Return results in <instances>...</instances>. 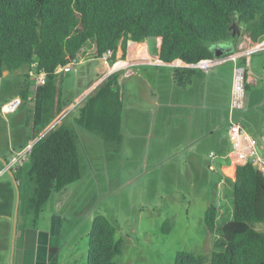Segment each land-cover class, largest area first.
Instances as JSON below:
<instances>
[{
	"label": "trees",
	"instance_id": "trees-1",
	"mask_svg": "<svg viewBox=\"0 0 264 264\" xmlns=\"http://www.w3.org/2000/svg\"><path fill=\"white\" fill-rule=\"evenodd\" d=\"M238 33L254 41L264 38V0H0V76L24 69L21 96L25 100L33 96L28 129L29 137H37L64 106L59 66L105 53L114 63L120 46L125 57L131 48L151 40V59L172 64L174 83L185 87L202 70L197 67L200 62L237 50ZM218 51L223 54L217 56ZM32 64L37 72L46 73L39 86L30 81ZM119 78V71L107 76L74 119L76 125L115 145L123 140ZM77 140L75 127L59 122L40 136L21 168L34 182L30 206L35 220L53 192L64 191L82 177ZM230 182L233 214L220 228L224 247L209 254L179 251L173 264H264V229L257 227L264 224V173L249 162L237 166ZM18 185L21 206L24 193ZM218 215L219 206L212 201L205 212L212 233ZM88 237L86 264H115L124 239L117 237V227L106 215L94 217Z\"/></svg>",
	"mask_w": 264,
	"mask_h": 264
},
{
	"label": "crops",
	"instance_id": "crops-1",
	"mask_svg": "<svg viewBox=\"0 0 264 264\" xmlns=\"http://www.w3.org/2000/svg\"><path fill=\"white\" fill-rule=\"evenodd\" d=\"M243 36L241 33H238V36H236L234 40L237 49L239 48L240 43L244 40ZM139 44L142 45L139 46L140 50L137 48V45L136 47L131 48L125 57H123L121 46L119 47L116 62H118V64H131V72L129 74H125V69L119 71V82L125 78L139 76L140 71L136 69V66L138 65H143L142 67L145 68L144 72L146 73H149L150 68H153L151 64L153 62H150L152 59L149 54L151 46L149 41L146 40ZM227 56L228 55L213 59L206 70L202 69L196 73L192 82L185 86V113H183V109L174 111L171 107L172 104H180L182 101H174L172 96L163 98L158 97L155 90L144 83L146 89L137 92L135 97H143L149 105L148 107H144L145 109H142V107H136L134 118H130L129 120V122L134 125L136 132L132 137V144L136 148L142 150V146H147L148 148L149 146L154 147L153 143H159L165 146L171 144V150L175 149L176 152L173 153L170 158L179 153H184L183 159L187 164L186 175L189 187L197 184L201 177L203 178L207 189H209L207 183L210 184V182L217 181L216 188L222 196H224L223 191L227 188L226 186L228 185V182H230V178L233 179L236 175L237 169L235 154L233 152L232 142L228 131L230 121L241 123L250 135L257 138L258 152L264 157V52H254L250 55L249 62L247 63L245 106L238 110L232 109L230 105L234 81V69L237 63L227 58ZM85 60H98V63L94 67L95 75L92 76L90 73L91 65L87 66V68H85L86 70L83 68L82 73H79L76 77L75 83L77 84V87L79 84H83V82L88 81V83L84 87L81 86L79 89H67L66 97L64 99L61 97L64 106L60 113L64 112V110H66L76 99L87 94L88 91L93 90V88H96L107 77L109 67L104 64L100 57L96 59L84 57L69 70H63L61 73H64L65 71H68L69 73L75 66ZM241 62L244 65L246 64L244 58L238 60V63ZM153 64H156V67L171 68L172 72L170 73L169 80L171 86L169 87V92L171 94L178 93L181 89L173 81V65L159 61ZM11 73L13 72L4 71L3 75L0 76V108L6 101L11 100L16 96H21V90L25 86L19 82L17 88L14 89L11 84H8L7 81L5 82V79H7ZM17 73H20V71L17 70ZM251 87L254 88V90H252ZM86 89L87 91H85ZM24 103H28L26 105L32 108V116L31 114L27 116L25 131L21 130V133L15 136L11 122L13 120V115L17 113V111H21V107ZM159 108L160 111H157ZM27 110L28 108L26 111ZM136 111L140 113H136ZM33 114L34 99L25 100V102H23V104L14 112L7 115L0 110V190L2 191L0 199L3 198L5 200V202L0 203V220L2 219L5 221L0 222V244H4V246H6L7 241H9L13 232L14 224L11 222L14 221L13 204H15V199H13L12 202H10V199L8 201V198L11 197V191H14V182L9 172L3 170L12 150L21 149L30 139L34 138L29 137L28 129L31 125L29 122L32 123ZM141 114L143 115L141 116ZM58 115L59 113L55 115L54 119L42 132L52 124ZM75 117L76 115L70 114L66 116L64 121L73 125L76 129L78 139L77 150L79 141L81 142V138L84 139L89 151V164L87 163L88 166L86 165L87 168L79 180L69 184L64 191L55 192L54 195L52 194L53 196L51 195L54 199L52 200L51 208L47 212L43 211L38 217L39 219L37 218L39 221H28V212L26 213V210H24V213L21 212L19 214L21 216L20 221L18 216L14 240V264H78L79 259L77 256L80 253V249L78 247V239H73V235L76 234L80 227L79 225L85 220V218V223H88L92 222L94 217L99 213L105 214L101 213L102 211L95 212L96 209H100L99 205L102 198H105L110 194L113 189L114 192H116L123 188L121 183L116 184L115 188L111 186L110 169L108 170L107 164H105L107 154H101L103 158H100V156H97L98 158H96L93 155L92 147L94 143H99V148L105 152L108 150L107 145H109V143H106L100 136L76 125L74 121ZM9 119L10 121H8ZM78 127L87 131L85 135L81 134V132L85 130H81L80 132L79 129L77 130ZM124 128L125 115L123 107V140L119 145L112 144L110 146V148H114L117 153L124 149L127 141ZM183 128H185V138L181 137V129ZM171 133H175L177 138L170 140L169 135ZM153 134L157 135L156 139L152 138ZM184 141L185 147L183 148ZM134 155L135 170L138 171L140 165L138 166L136 163H138L137 159L140 154L138 155V153H135ZM146 156L147 154H145V157ZM118 163H116V168L114 169H116L119 174H122V170L126 171L127 168H122V166H124L122 161H119ZM156 166L157 163L148 164L147 169L142 171L144 172L143 174L151 173V169H154ZM228 168H233V175L226 171ZM26 171L25 168L16 171L18 178L17 183H20L24 194L27 189V182L31 181ZM220 173H223L224 177L222 176L219 181L218 177H220ZM221 181L225 183V185L223 183L221 184ZM146 182L147 181L144 182V185L142 186L143 188L135 186L133 191L135 193L137 188L141 189L143 190L142 195H140L141 197L151 198L150 196L156 193L158 189L156 190L155 187L152 188L150 183H148L147 188H144ZM231 188L232 187H230V189ZM73 195H76V197H73ZM78 195L80 196L78 197ZM82 195L85 197L86 201L84 203L87 207L78 208L75 206V202L71 203L70 199L74 198L77 200ZM49 199L52 198L50 197ZM69 204H71V206L73 204V207L70 209L66 207ZM145 204L147 206L149 203L145 202ZM217 204L219 206V203ZM220 211L222 213L223 210H221L219 206V212ZM66 214H68L70 218ZM79 215L85 216L81 223L77 224V217L75 216ZM74 217L76 218L75 221ZM65 221H71L68 224H72V227L70 229L69 237L66 236L64 238L63 227ZM90 230L91 227L89 223V225L85 227L84 233L88 235ZM82 237H84V234H82ZM74 248L78 249L74 250ZM83 252L84 251L81 253ZM85 253L86 256H88V249ZM82 262L86 264L85 260ZM82 262L81 264H83Z\"/></svg>",
	"mask_w": 264,
	"mask_h": 264
},
{
	"label": "rangeland",
	"instance_id": "rangeland-1",
	"mask_svg": "<svg viewBox=\"0 0 264 264\" xmlns=\"http://www.w3.org/2000/svg\"><path fill=\"white\" fill-rule=\"evenodd\" d=\"M148 41L151 48H153L154 43L151 40ZM138 45L142 46L141 44ZM139 46L137 47L138 49ZM97 63L98 60H85L75 66L76 68L74 67V69L69 73L68 71H65L60 74V90L62 99H64L67 95V89H79L81 86L84 87L88 83V81L83 82V84H79L77 87V84L75 83L76 77L79 73H82L83 68L85 69L90 65V73L94 76V67ZM151 64L153 68H150L149 73L144 72L145 68L142 67L143 65H138L136 66V69L140 71L139 76L125 78L120 82L124 101V130L127 136L124 149L117 153L114 148H110L112 144H109L107 145L108 150L105 152L99 148L100 146L97 142L94 143L92 147L93 155L96 158L99 156L100 158H103L101 154H107L105 164H107L108 170L110 169L111 186L115 188L116 184L121 183L123 185L121 190L114 192L113 189L110 194H108L105 198H102L99 205L100 209L95 210V212L102 211L101 213H105L104 215L108 214L109 217L108 215L107 217L117 227V237H122L124 239L123 252L115 257V264H173L179 251L209 254L213 249L224 247V237L220 232V228L226 221L232 218L233 214V190L232 188L230 189V182H228V185L226 186L227 188L223 191L224 196H222L216 188L217 181L210 182V184H208L205 180L209 186V189H207L202 177L198 180L197 184L189 187L186 175L187 164L183 159L184 153H179L170 158L171 155L176 152L175 149L171 150V144L165 146L159 143H153L154 147L149 146L148 148L147 146H142V150H140V148H136L132 144V137L136 132L134 125L131 124L129 120L130 118H134L136 107H142V109H145L144 107H148L149 105L143 97H135L137 92L146 89L144 83L151 86L157 93L158 97L163 98L172 96L174 101H182L180 104H172L171 107L174 111L183 109V113H185V87H180L181 90L178 91V93L176 92L171 94L169 92V87L171 86L169 82L170 73L172 72L171 68L156 67V64ZM19 71L20 73L14 71L7 79H5V82L7 81L8 84H11L14 89L17 88L19 82L22 83V85L24 84V69H20ZM125 74L127 75V73ZM87 89L85 91H87ZM251 89L254 90L252 87ZM26 104L28 103H24L21 107V111H17V113L13 115L11 126L15 136L19 135L21 130L25 131L27 116L29 114L32 116V108ZM27 108L29 111H26ZM157 111H160V108L157 109ZM136 113L140 112L136 111ZM142 115L143 114H141V116ZM8 121H10V119ZM29 123L31 124V122ZM78 129L80 132L81 130H85L81 127H78L77 130ZM181 131V137L185 138V128L181 129ZM86 132L87 131L85 130L81 132V134L85 135ZM152 138L156 139L157 135L153 134ZM169 138L172 140L177 138V135L175 133H171ZM184 147L185 141L183 148ZM78 151L82 173H84L88 166L87 163L89 164V151L84 139L82 138L81 142L79 141L78 143ZM135 153H138V155L140 154L137 159L138 163H136V165H140L138 171L135 170L134 165ZM145 154H147L146 157ZM119 161L124 163L122 168H127L126 171L122 170V174H119V172L114 169L116 168V163ZM150 163H157V166L154 169H151V173L143 174L144 172L142 171L146 170L147 165ZM226 171L233 175V168H228ZM222 176L224 177L223 173H220V177H218L219 181ZM145 181L147 182L145 183L144 188H147L148 183H150L152 188L155 187L156 190L158 189L156 193L150 196L151 198L141 197L140 195H142L143 192L141 189L137 188L135 193L133 191L135 186L142 187ZM222 183L223 182L221 181V184ZM223 184L225 185V183ZM17 193V188L14 184V191H11V197L8 198V201L10 199V202L15 199V204H13L14 212L16 208ZM54 193L55 192H53V195ZM0 194L2 195L1 190ZM52 196V199H49L45 204L43 211L47 212L51 208L52 200H54ZM79 196L80 195H78V197ZM33 197L34 182L31 180L27 182V189L20 206L22 213H24V210H26V213L28 212L27 219L30 222L35 220L34 209L30 206V204L32 205L31 202ZM73 197H76V195H73ZM70 201L71 203L75 202V206L78 208L87 207L85 206L84 202L86 200L83 195L77 200L71 198ZM212 201L219 203L220 209L223 210L222 213L220 211L218 216V224L216 227V229H218L213 233L209 231L205 223V212L208 205ZM1 202H5V200L1 198L0 203ZM145 202H148L149 204L146 206ZM66 207L70 209L73 207V204L72 206L69 204ZM43 211L39 214V216L43 213ZM66 215L69 217L68 214ZM84 216L85 215L75 216L77 217L76 223H81ZM75 217L74 221L76 219ZM38 219H36V221H39ZM85 221L86 218L79 225L80 227L76 234L73 235V239H78V247L80 249V253L77 256L79 259L78 264H81L84 260L87 261L85 251L89 248V237L84 233V230L89 223L90 227H92V222L85 223ZM0 222L5 221L1 219ZM13 222L11 223L14 224ZM70 222L71 221H65L64 223V238L66 236L69 237L70 235V229L72 227V224H68ZM257 227L264 229V224H257ZM15 234L16 230L14 231L13 226V232L9 241H7L6 246H4V244H0V264H14L13 256L15 252ZM82 234H84V237H82ZM77 249L78 248H74V250ZM82 251L84 252L81 253ZM82 263L84 264V262Z\"/></svg>",
	"mask_w": 264,
	"mask_h": 264
},
{
	"label": "built area",
	"instance_id": "built-area-1",
	"mask_svg": "<svg viewBox=\"0 0 264 264\" xmlns=\"http://www.w3.org/2000/svg\"><path fill=\"white\" fill-rule=\"evenodd\" d=\"M244 40L240 43L239 48L233 53L229 54L227 58L235 61L237 64L235 66L234 71V81L232 87L231 94V108L232 109H242L245 106V97H246V82H247V63L249 62L250 55L254 52L264 51V38L258 41L252 40V38L245 34L243 36ZM104 64L109 67V72L107 76L112 73L118 72L120 70L125 69V73L129 74L131 64L122 63L118 64V62L111 63L109 61V54L105 53L100 57ZM244 58L246 60L245 65H239L238 60ZM81 60L73 59L69 63L63 66H59L57 72H61L63 70H69L73 65L78 63ZM212 60L202 61L197 67L206 70L208 68L209 63ZM150 62L157 63L153 60ZM121 63V62H120ZM111 64V65H110ZM35 64H32V68L29 70V77L32 85L39 86L43 84L46 80V73L41 71L37 72L35 70ZM95 88H93L94 90ZM93 90L88 91L87 94H84L80 98L76 99L72 102L69 107L64 110V112L59 113V115L55 118L52 124L39 136L30 139L25 146L21 149H13L8 161L5 164L3 171L8 170H18L23 168L29 161L30 155L32 153V149L36 141L40 138V136L44 135L47 131H49L52 127H54L57 123L64 121L66 116L70 114L78 115L79 108L85 102L86 97L93 92ZM33 96L29 95L27 100H32ZM24 98L22 96H16L11 100L6 101L2 104L0 110L4 114H9L14 112L23 102ZM229 136L232 142L233 152L235 154L236 165H243L246 163H251L255 166L259 171L264 173V157L259 154L257 145L258 140L254 136L250 135L245 127L235 121H230L229 124ZM220 213V212H219ZM219 216V215H218ZM218 229V228H217Z\"/></svg>",
	"mask_w": 264,
	"mask_h": 264
},
{
	"label": "water",
	"instance_id": "water-1",
	"mask_svg": "<svg viewBox=\"0 0 264 264\" xmlns=\"http://www.w3.org/2000/svg\"><path fill=\"white\" fill-rule=\"evenodd\" d=\"M217 56H221L223 54L222 51H218ZM9 174L12 176L13 178V182L17 188V198H16V208H15V212H14V231L16 230L17 227V223H18V216H19V205H20V190H19V185L17 183V180L15 179L14 173L12 170H8Z\"/></svg>",
	"mask_w": 264,
	"mask_h": 264
}]
</instances>
